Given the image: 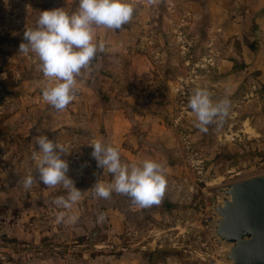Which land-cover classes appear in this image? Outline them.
<instances>
[{
  "label": "rangeland",
  "instance_id": "rangeland-1",
  "mask_svg": "<svg viewBox=\"0 0 264 264\" xmlns=\"http://www.w3.org/2000/svg\"><path fill=\"white\" fill-rule=\"evenodd\" d=\"M78 2L0 0V86L13 91L0 103V251L41 250L78 261L106 254L122 264H233L234 244L217 233V208L233 184L264 175V69L244 51L256 45V30L216 29L221 23L205 7L132 1L131 21L116 31L120 42L97 54L94 70L77 77L73 101L57 111L43 100L39 58L19 46L41 11L72 12ZM198 86L231 100L229 116L206 133L188 107ZM42 134L65 147L67 174L83 191L71 213L53 203L66 195L62 186H23L29 174L39 179L32 153ZM97 138L117 146L125 162L162 164L167 187L158 205L142 208L115 192L107 200L94 195L98 179H112L91 155Z\"/></svg>",
  "mask_w": 264,
  "mask_h": 264
},
{
  "label": "clouds",
  "instance_id": "clouds-1",
  "mask_svg": "<svg viewBox=\"0 0 264 264\" xmlns=\"http://www.w3.org/2000/svg\"><path fill=\"white\" fill-rule=\"evenodd\" d=\"M155 0H148L154 3ZM132 0H79L75 11L65 8L41 11L34 27L24 31V41L19 52L33 53L39 58V70L47 80L42 89L43 100L57 111H63L75 98L77 77L94 70L93 61L98 53H104V41L96 42L95 30L107 28L121 30L134 14ZM96 69L99 68L97 64ZM188 107L195 117V126L201 132H207L209 125L221 124L230 114L231 100L225 96L214 99L210 90L204 87L193 89L188 99ZM39 150L33 151L32 159L39 172V179L29 174L23 178V186L30 189L34 182H42L47 188L62 186L66 195H61L53 203L64 210H71L82 199L83 191L75 186L68 176V153L57 140L47 135L34 138ZM97 166L104 174L111 175V181L98 179L91 191L98 198L110 199L113 192L127 196L132 203L142 207L158 205L166 191V170L154 159H144L139 163L125 162L120 150L111 143L97 138L89 144ZM64 217V212L59 218ZM76 220L74 213L68 216ZM98 221L104 219L100 213Z\"/></svg>",
  "mask_w": 264,
  "mask_h": 264
},
{
  "label": "crops",
  "instance_id": "crops-1",
  "mask_svg": "<svg viewBox=\"0 0 264 264\" xmlns=\"http://www.w3.org/2000/svg\"><path fill=\"white\" fill-rule=\"evenodd\" d=\"M72 1V0H70ZM139 1V0H132ZM143 1V0H142ZM189 4L194 11H207L215 20L221 23L215 26L216 29L230 30L231 34L243 33L249 29L256 30L257 43H248L244 46L245 55L248 54L250 61H257L258 68L264 69V0H170ZM222 22H226L222 26ZM117 31V30H116ZM107 28H98L95 30L96 42L104 41L106 46H113L120 42L117 39L118 33ZM117 33V34H116ZM257 48H256V47ZM5 251V250H3ZM8 252V251H7ZM10 262L8 264H122V261L115 255L99 254L95 258L81 259L78 261L75 257L67 256L65 258L44 254L39 250L38 254H31L27 249L18 253H9ZM86 258V256H84Z\"/></svg>",
  "mask_w": 264,
  "mask_h": 264
},
{
  "label": "water",
  "instance_id": "water-1",
  "mask_svg": "<svg viewBox=\"0 0 264 264\" xmlns=\"http://www.w3.org/2000/svg\"><path fill=\"white\" fill-rule=\"evenodd\" d=\"M9 95L0 86V103ZM227 193L230 198L217 208V233L234 244L233 264H264V175L237 182Z\"/></svg>",
  "mask_w": 264,
  "mask_h": 264
},
{
  "label": "built area",
  "instance_id": "built-area-1",
  "mask_svg": "<svg viewBox=\"0 0 264 264\" xmlns=\"http://www.w3.org/2000/svg\"><path fill=\"white\" fill-rule=\"evenodd\" d=\"M9 262V254L6 251H0V264H8Z\"/></svg>",
  "mask_w": 264,
  "mask_h": 264
},
{
  "label": "flooded vegetation",
  "instance_id": "flooded-vegetation-1",
  "mask_svg": "<svg viewBox=\"0 0 264 264\" xmlns=\"http://www.w3.org/2000/svg\"><path fill=\"white\" fill-rule=\"evenodd\" d=\"M3 89H6L7 91H10V95L12 94V89L9 88V86L7 84H3L1 85Z\"/></svg>",
  "mask_w": 264,
  "mask_h": 264
}]
</instances>
